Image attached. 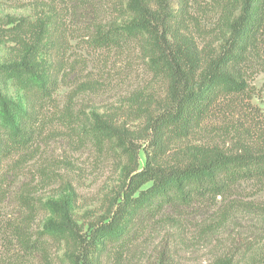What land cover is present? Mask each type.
Wrapping results in <instances>:
<instances>
[{
  "label": "rangeland",
  "instance_id": "1",
  "mask_svg": "<svg viewBox=\"0 0 264 264\" xmlns=\"http://www.w3.org/2000/svg\"><path fill=\"white\" fill-rule=\"evenodd\" d=\"M125 5L126 0H0V64L18 60L22 49L11 41L10 17L23 20L19 33L27 39L41 19L46 30L36 60L56 78L50 98L42 100L0 80L1 93L31 111L32 129L31 144L4 158L0 168V264H69L76 245L45 235L46 254L29 255L17 238L26 233L36 239L53 218L49 200L67 194L71 219L85 234L108 217L127 173L141 170L148 157L170 167L192 161L195 148L226 154L243 146L264 148L263 72L249 80L245 93L221 99L187 136L162 139L158 146L148 121L168 104V84L150 68L149 44L137 39L99 48L93 42L96 25L129 19ZM196 42L201 47L204 40ZM94 114L117 131L118 140L97 141L89 133ZM221 259L264 264V179L241 180L223 195L143 215L123 249L98 256L99 264Z\"/></svg>",
  "mask_w": 264,
  "mask_h": 264
},
{
  "label": "trees",
  "instance_id": "2",
  "mask_svg": "<svg viewBox=\"0 0 264 264\" xmlns=\"http://www.w3.org/2000/svg\"><path fill=\"white\" fill-rule=\"evenodd\" d=\"M125 12L126 22L96 25L93 42L99 48L137 39L149 44L150 68L168 84V104L148 121L159 147L162 139L187 136L221 99L245 93L249 80L264 73V0H126ZM22 21L15 17L8 21L14 24L11 41L22 49L18 60L0 64V80L13 81L30 98H50L56 78L36 60L45 22L40 19L32 25L27 39L19 33ZM199 37L204 40L201 47ZM215 43L217 47L209 49ZM30 118L31 111L0 91V168L4 158L31 144ZM92 118L89 133L97 141L118 140L110 124L95 114ZM195 152L193 160L181 166L161 167L148 157L141 170L127 173L122 197L108 217L85 234L71 219L67 194L47 201L53 218L34 240L26 233L18 235L21 248L29 255H45L47 235L77 246L76 253L68 254L69 264H99L98 256L107 249L125 247L131 228L143 215L223 195L241 180L264 179V148L250 151L243 146L235 154L207 148ZM230 262L221 259L213 264Z\"/></svg>",
  "mask_w": 264,
  "mask_h": 264
}]
</instances>
